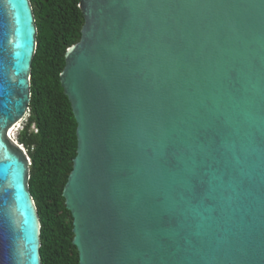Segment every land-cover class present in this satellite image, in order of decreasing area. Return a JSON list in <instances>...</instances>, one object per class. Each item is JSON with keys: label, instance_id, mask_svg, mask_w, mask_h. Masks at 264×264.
<instances>
[{"label": "water", "instance_id": "obj_1", "mask_svg": "<svg viewBox=\"0 0 264 264\" xmlns=\"http://www.w3.org/2000/svg\"><path fill=\"white\" fill-rule=\"evenodd\" d=\"M59 80L79 264H264V0H80ZM30 0H0V264H42Z\"/></svg>", "mask_w": 264, "mask_h": 264}, {"label": "trees", "instance_id": "obj_2", "mask_svg": "<svg viewBox=\"0 0 264 264\" xmlns=\"http://www.w3.org/2000/svg\"><path fill=\"white\" fill-rule=\"evenodd\" d=\"M79 1L30 0L37 47L28 114L17 140L31 158L29 190L41 223L42 264H79L73 219L62 195L76 155L77 123L59 80L66 49L81 37Z\"/></svg>", "mask_w": 264, "mask_h": 264}, {"label": "rangeland", "instance_id": "obj_3", "mask_svg": "<svg viewBox=\"0 0 264 264\" xmlns=\"http://www.w3.org/2000/svg\"><path fill=\"white\" fill-rule=\"evenodd\" d=\"M25 121V119L23 121H21L16 127L15 129L13 130V137L15 139H17V136H18V132L22 129L23 127V122Z\"/></svg>", "mask_w": 264, "mask_h": 264}, {"label": "bare ground", "instance_id": "obj_4", "mask_svg": "<svg viewBox=\"0 0 264 264\" xmlns=\"http://www.w3.org/2000/svg\"><path fill=\"white\" fill-rule=\"evenodd\" d=\"M14 129H15V128H14ZM14 129H13V130H14ZM13 130H12V132H11V133H12V135H13Z\"/></svg>", "mask_w": 264, "mask_h": 264}, {"label": "built area", "instance_id": "obj_5", "mask_svg": "<svg viewBox=\"0 0 264 264\" xmlns=\"http://www.w3.org/2000/svg\"><path fill=\"white\" fill-rule=\"evenodd\" d=\"M27 116V115H26ZM26 116H25V119H26Z\"/></svg>", "mask_w": 264, "mask_h": 264}]
</instances>
